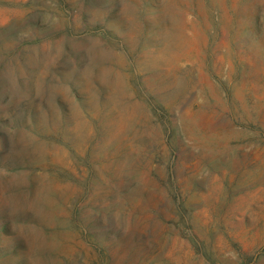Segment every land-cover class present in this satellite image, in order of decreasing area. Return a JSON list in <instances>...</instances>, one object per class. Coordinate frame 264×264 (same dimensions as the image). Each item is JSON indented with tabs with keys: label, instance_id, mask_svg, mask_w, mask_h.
<instances>
[{
	"label": "rangeland",
	"instance_id": "374dc122",
	"mask_svg": "<svg viewBox=\"0 0 264 264\" xmlns=\"http://www.w3.org/2000/svg\"><path fill=\"white\" fill-rule=\"evenodd\" d=\"M0 264H264V0H0Z\"/></svg>",
	"mask_w": 264,
	"mask_h": 264
}]
</instances>
